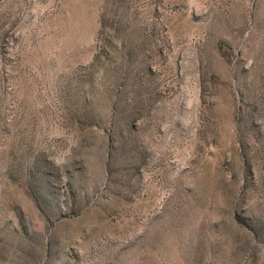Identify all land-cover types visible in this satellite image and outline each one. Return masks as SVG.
<instances>
[{
  "label": "rangeland",
  "instance_id": "374dc122",
  "mask_svg": "<svg viewBox=\"0 0 264 264\" xmlns=\"http://www.w3.org/2000/svg\"><path fill=\"white\" fill-rule=\"evenodd\" d=\"M0 264H264V0H0Z\"/></svg>",
  "mask_w": 264,
  "mask_h": 264
}]
</instances>
